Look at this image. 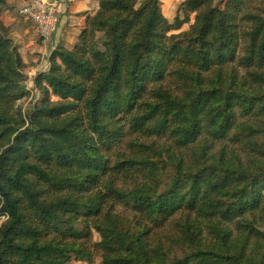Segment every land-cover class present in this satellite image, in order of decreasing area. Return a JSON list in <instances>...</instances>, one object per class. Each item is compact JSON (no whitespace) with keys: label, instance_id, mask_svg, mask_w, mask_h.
I'll use <instances>...</instances> for the list:
<instances>
[{"label":"trees","instance_id":"16d2710c","mask_svg":"<svg viewBox=\"0 0 264 264\" xmlns=\"http://www.w3.org/2000/svg\"><path fill=\"white\" fill-rule=\"evenodd\" d=\"M98 1L25 115L0 0V264L88 260L91 227L103 264H264V0H182L173 21L160 0ZM129 133L170 144L127 153ZM174 219L168 247L141 221Z\"/></svg>","mask_w":264,"mask_h":264},{"label":"rangeland","instance_id":"374dc122","mask_svg":"<svg viewBox=\"0 0 264 264\" xmlns=\"http://www.w3.org/2000/svg\"><path fill=\"white\" fill-rule=\"evenodd\" d=\"M145 0H140V2H143ZM161 6L164 14L166 17L173 21L174 17L177 14V10L179 8L180 3L182 0H160ZM222 0H214V4H220ZM12 9V8H10ZM18 13L19 20V26L15 29L14 24H8L7 17H5L4 22L7 23V26L10 28V36L13 38L14 44L19 48L21 55L25 61V63L28 64V66L31 68L29 77L27 81L25 82L26 89L28 90V95L18 101L16 104V111H21L23 114L28 115L33 106H35L43 97L42 91L39 90L38 86L35 83V78L37 74L42 70L43 67L48 68V54L43 57V54L41 52H38L37 49H39L40 45L42 44V41L38 34H34L31 30L32 24L25 20L20 14ZM2 16H3V8H2ZM88 16H91L90 14ZM22 18V19H21ZM195 21V14L191 15V21L187 22L180 30L174 31L175 33L188 30L190 26ZM31 29V30H30ZM77 39V38H76ZM74 39V40H76ZM168 85H172L175 90L182 92V85L183 83H179L177 81H174L171 77L168 78ZM55 99V98H54ZM127 130V129H126ZM139 137L138 140L142 142H146L148 144H154V146H167L170 144V140L167 139V137L163 138H150V139H144L140 138V136H137L135 134H126L125 136V143L123 144L122 150L124 149L125 152L129 153V148L127 147V142H130L131 140H136ZM131 145V144H130ZM221 148L220 143H216L215 149L218 150ZM122 213L125 214L130 218V220L136 225L139 224V220L141 216L135 212H130L125 210L124 208H120ZM179 216L176 217V219ZM170 220L165 223L162 227L156 226L151 221H142V224L149 228V237H151L152 241H162L166 247L173 244V239L177 237L180 233V230L175 229L174 221L176 220ZM6 220V217L4 215H0V224ZM142 225V226H143ZM79 228H82L85 226V223H79ZM90 229V228H89ZM92 236L87 238V246L88 248L93 251V256L88 260H76L74 259L70 264H103V258L101 255L100 250L97 247V243L100 241L101 237L99 233L96 231L95 228L91 227ZM176 253H181L180 248L178 246L175 247Z\"/></svg>","mask_w":264,"mask_h":264},{"label":"crops","instance_id":"0c3cea01","mask_svg":"<svg viewBox=\"0 0 264 264\" xmlns=\"http://www.w3.org/2000/svg\"><path fill=\"white\" fill-rule=\"evenodd\" d=\"M27 0H7L3 5V20L7 17L8 24H14L15 29L19 26L18 13L19 9L26 3ZM12 8V9H10ZM100 8L98 0H68L66 12L61 15V21L58 31L53 35L52 39L47 44L40 45L38 52L45 55L49 54L50 48L54 49L57 45L63 44L67 47L76 41L82 28L86 24L88 15L95 14ZM22 19V18H21ZM7 25V23L5 22ZM31 31L35 34L33 27ZM36 35V34H35Z\"/></svg>","mask_w":264,"mask_h":264},{"label":"built area","instance_id":"2783aa9c","mask_svg":"<svg viewBox=\"0 0 264 264\" xmlns=\"http://www.w3.org/2000/svg\"><path fill=\"white\" fill-rule=\"evenodd\" d=\"M67 6L68 0H27L19 9V14L32 24L43 44H47L58 31L61 15L66 12Z\"/></svg>","mask_w":264,"mask_h":264}]
</instances>
